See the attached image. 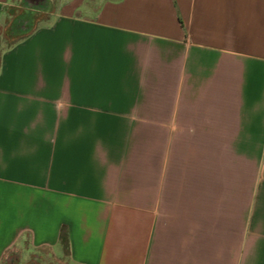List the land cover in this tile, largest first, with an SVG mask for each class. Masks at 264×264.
<instances>
[{
	"label": "crops",
	"instance_id": "0c3cea01",
	"mask_svg": "<svg viewBox=\"0 0 264 264\" xmlns=\"http://www.w3.org/2000/svg\"><path fill=\"white\" fill-rule=\"evenodd\" d=\"M0 30V264H264V0H0Z\"/></svg>",
	"mask_w": 264,
	"mask_h": 264
},
{
	"label": "rangeland",
	"instance_id": "374dc122",
	"mask_svg": "<svg viewBox=\"0 0 264 264\" xmlns=\"http://www.w3.org/2000/svg\"><path fill=\"white\" fill-rule=\"evenodd\" d=\"M20 24H21V22H20ZM7 30H9V29H7ZM10 30H12V29H10ZM6 35H7V33L5 32V30H0V49L5 48V46H7L11 42L12 38L7 40L6 39V37H7ZM18 36L19 35H17V37ZM15 255H17V254H14V256L7 258L5 264H17V261L15 260ZM50 261L51 260H49V262ZM19 262H20V264H26L27 260L26 261L25 260L18 261V263Z\"/></svg>",
	"mask_w": 264,
	"mask_h": 264
},
{
	"label": "trees",
	"instance_id": "16d2710c",
	"mask_svg": "<svg viewBox=\"0 0 264 264\" xmlns=\"http://www.w3.org/2000/svg\"><path fill=\"white\" fill-rule=\"evenodd\" d=\"M60 242H61V245L64 247V249L67 251V249H68V238H67L66 233H62L60 235Z\"/></svg>",
	"mask_w": 264,
	"mask_h": 264
}]
</instances>
